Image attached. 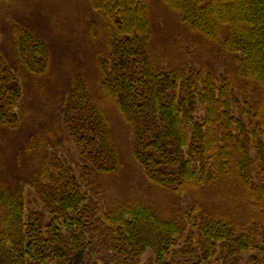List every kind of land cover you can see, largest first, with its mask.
Masks as SVG:
<instances>
[{
    "label": "trees",
    "instance_id": "obj_1",
    "mask_svg": "<svg viewBox=\"0 0 264 264\" xmlns=\"http://www.w3.org/2000/svg\"><path fill=\"white\" fill-rule=\"evenodd\" d=\"M30 1L0 0V264H264V0H85L66 76Z\"/></svg>",
    "mask_w": 264,
    "mask_h": 264
},
{
    "label": "rangeland",
    "instance_id": "obj_2",
    "mask_svg": "<svg viewBox=\"0 0 264 264\" xmlns=\"http://www.w3.org/2000/svg\"><path fill=\"white\" fill-rule=\"evenodd\" d=\"M28 5L27 12H24L25 18L38 28L53 49L58 76H66L67 68L79 64L80 61L77 59L81 57H84V69L92 72L89 42L85 32L83 30L80 36L73 31L77 25L79 26V21L84 18L85 12L88 15L92 14L85 0H31ZM188 50L192 51L190 48ZM61 84L63 85L64 82L62 81ZM27 194L29 206L40 207L36 202V196L30 190ZM154 258V253L149 251L144 256L143 262H153Z\"/></svg>",
    "mask_w": 264,
    "mask_h": 264
}]
</instances>
